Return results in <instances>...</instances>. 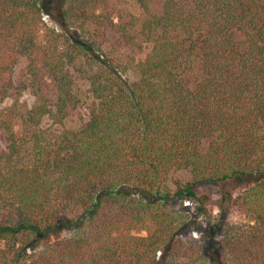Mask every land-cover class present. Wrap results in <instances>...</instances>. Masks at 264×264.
Segmentation results:
<instances>
[{"label": "trees", "instance_id": "obj_1", "mask_svg": "<svg viewBox=\"0 0 264 264\" xmlns=\"http://www.w3.org/2000/svg\"><path fill=\"white\" fill-rule=\"evenodd\" d=\"M134 1L0 0V264H264V0Z\"/></svg>", "mask_w": 264, "mask_h": 264}, {"label": "rangeland", "instance_id": "obj_2", "mask_svg": "<svg viewBox=\"0 0 264 264\" xmlns=\"http://www.w3.org/2000/svg\"><path fill=\"white\" fill-rule=\"evenodd\" d=\"M111 4L114 8V11L118 10H128L132 13L138 14L139 10L137 5L135 4L134 0H111ZM47 21H49L48 16H46ZM53 24V22H50ZM5 106L0 105V108ZM48 125H51L50 121L46 122ZM76 122L71 121L68 123V126H75ZM255 182L254 179L250 178H243V179H236L227 184L222 185H204L198 188L199 195L207 196L209 199V206L208 212L211 218H200L194 221V225L186 230L185 234H183V238L188 242H200L202 243L209 251L212 257H215L217 248L219 246L220 237L219 232L217 231H210L209 223L211 221H217L220 219V215L225 213V219L231 222H247L248 219L239 213L236 208H228L231 207L233 201L247 188H249ZM223 201L222 205L225 206L226 212H220V202ZM197 205L192 204L190 202L184 203V208L180 205H177L176 210L182 209L185 210L186 213L191 214L192 217L195 219V211ZM211 220V221H210ZM221 223V222H220ZM218 224V223H217ZM72 230L69 228L63 229L56 233L55 235L44 238L40 241L38 247H45L50 243L55 242L57 239H61L67 237L71 234ZM146 234V232L142 233ZM2 244L0 243V248Z\"/></svg>", "mask_w": 264, "mask_h": 264}]
</instances>
